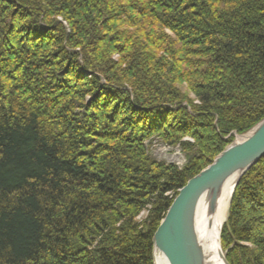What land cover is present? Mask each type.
<instances>
[{"label": "trees", "instance_id": "obj_1", "mask_svg": "<svg viewBox=\"0 0 264 264\" xmlns=\"http://www.w3.org/2000/svg\"><path fill=\"white\" fill-rule=\"evenodd\" d=\"M263 119L264 0H0V264H153L178 190ZM220 247L264 264V156Z\"/></svg>", "mask_w": 264, "mask_h": 264}, {"label": "water", "instance_id": "obj_2", "mask_svg": "<svg viewBox=\"0 0 264 264\" xmlns=\"http://www.w3.org/2000/svg\"><path fill=\"white\" fill-rule=\"evenodd\" d=\"M238 137L242 140L237 142L235 139L209 166L178 190L155 230L152 236L153 253L160 252L169 264H204L205 259L193 228L198 199L206 193L212 206L224 181L238 176L232 197L241 176L264 156V119L248 133ZM222 256L224 263L228 264L223 253Z\"/></svg>", "mask_w": 264, "mask_h": 264}, {"label": "bare ground", "instance_id": "obj_3", "mask_svg": "<svg viewBox=\"0 0 264 264\" xmlns=\"http://www.w3.org/2000/svg\"><path fill=\"white\" fill-rule=\"evenodd\" d=\"M237 142L241 137L236 138ZM238 176H231L222 184L214 203L210 196L202 194L198 199L194 214L195 237L205 259L204 264H225L220 249V231L226 221L231 194ZM154 264H169L167 258L158 251L153 253Z\"/></svg>", "mask_w": 264, "mask_h": 264}, {"label": "rangeland", "instance_id": "obj_4", "mask_svg": "<svg viewBox=\"0 0 264 264\" xmlns=\"http://www.w3.org/2000/svg\"><path fill=\"white\" fill-rule=\"evenodd\" d=\"M248 132H246V133H248ZM245 134L236 135L235 139L238 136H243ZM184 140L188 141L189 139L185 138ZM147 151L157 161H164L166 163L175 165L179 168L185 164V157L178 147L168 148V147H165L163 144H161L155 140V141H152L151 144H147ZM222 253H223V251H222ZM223 255H224V253H223ZM153 264H154V261H153Z\"/></svg>", "mask_w": 264, "mask_h": 264}]
</instances>
